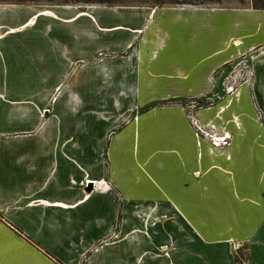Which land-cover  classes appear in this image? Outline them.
Listing matches in <instances>:
<instances>
[{"label":"crops","instance_id":"obj_1","mask_svg":"<svg viewBox=\"0 0 264 264\" xmlns=\"http://www.w3.org/2000/svg\"><path fill=\"white\" fill-rule=\"evenodd\" d=\"M73 8L0 4V264H264V61L229 100L209 81L264 44V9ZM63 88L137 96L73 136L41 100ZM211 94L219 149L173 104Z\"/></svg>","mask_w":264,"mask_h":264},{"label":"rangeland","instance_id":"obj_2","mask_svg":"<svg viewBox=\"0 0 264 264\" xmlns=\"http://www.w3.org/2000/svg\"><path fill=\"white\" fill-rule=\"evenodd\" d=\"M228 3L226 0H223L222 3L219 4H212V5H208V6H203V7H207V8H219L218 6H222V4ZM27 5H35V4H27ZM187 6V5H184ZM192 6V5H190ZM76 7L73 8V11H88L89 13L93 11V7H98L97 9H104V8H111L114 9L118 6H105V5H88V6H74ZM202 7V6H200ZM110 9V10H111ZM107 10V9H105ZM112 11V10H111ZM114 15L113 12L109 13L110 18H112ZM263 16V14L261 15ZM116 18V17H114ZM81 20H85V18L81 19ZM95 31H91L90 30V37L92 38H96L95 35ZM114 36H117L116 34H114ZM236 58V57H235ZM235 58H232L226 62H229ZM92 59L90 58V61ZM257 60H262L263 59H257ZM225 62V63H226ZM256 62V61H255ZM224 63V64H225ZM223 66V64L221 65ZM220 66V67H221ZM254 71H255V63H254ZM66 79V78H65ZM65 79H62V83L63 84L65 82ZM255 79V76H254ZM253 79V82H254ZM210 81V80H209ZM252 84L250 85H246L249 88H252ZM72 84V83H71ZM214 85V84H213ZM73 87V89H76L74 87V85H71ZM241 87V86H240ZM240 88H238L239 91ZM64 88L61 89L60 91H58L56 94H50L47 95V98L45 99V95H41V100L42 102L45 103V105L47 106V108H49L50 112H46L45 114L48 116H54L55 114V121H57V131L58 133L62 130V133H68L71 134L70 131L66 132V125H64V122L62 118H67V119H71L73 124L71 126V129L73 130V136H74V130L75 131H81L82 130V124H81V119L85 118L84 114L87 113V116L89 118H95V119H100L102 121L105 122L106 127L110 128L108 134L106 135V139L109 136L110 137V133L111 130L117 126L120 125V123H124L128 120V113L129 111L125 109L126 105L129 103V101L131 102L132 100L134 101V98L137 96L135 94H124V93H103V92H89V93H66L64 92ZM236 95V94H235ZM227 96V95H221V99L224 98L229 100L231 97L235 96ZM208 97V95H199V96H195V97H187L183 103L182 101H176L173 102V104L177 105L186 115L192 129L194 130V132L202 137L203 139L207 140L210 145L214 148H223L226 147L230 144V135H227L226 133H222L220 132L221 130H218L217 127H215L214 125H212L209 122H201L197 117H196V111L198 109H205V107L202 108H192L191 106H187L189 103V101L197 99V98H203V97ZM211 96H213V101L215 102L216 98V94H211ZM171 103V102H170ZM182 103V104H181ZM183 105V106H182ZM55 107V109H54ZM87 107V108H86ZM87 109V110H86ZM207 109V108H206ZM42 113V119H43V109L41 110ZM254 117L256 119V121H262L264 119V111L263 109L254 101ZM75 121V123H74ZM70 130V129H69ZM43 132V131H42ZM222 133V134H220ZM209 134L211 135H227L226 138V142L225 144H220L218 147L213 145L212 139L209 136ZM76 137V136H75ZM83 186H88L85 184ZM95 188V186L92 185V188ZM90 188V190L92 189ZM142 217V216H141ZM145 217V216H144ZM237 243L234 244V246ZM241 245V247L239 249H235L234 247V252L236 254H238V256L240 255L241 252L246 254V249H244L245 247H243V245L241 243H239ZM241 263L245 262V257L242 258V256H239ZM81 264V263H80Z\"/></svg>","mask_w":264,"mask_h":264},{"label":"built area","instance_id":"obj_3","mask_svg":"<svg viewBox=\"0 0 264 264\" xmlns=\"http://www.w3.org/2000/svg\"><path fill=\"white\" fill-rule=\"evenodd\" d=\"M257 59L264 60V44L253 47L247 52L238 55L235 59L226 62L223 66L218 67L211 73L209 80L212 84H215L216 79H219L222 93L227 96L235 95L240 86L252 84L255 76L254 63ZM203 98L207 102L205 106L198 105L202 98H194V100L187 103V106H191L192 108H209L214 104L213 96H204ZM209 136L212 139L213 145L216 147L220 144L227 143V135L225 134L219 136L209 134ZM88 183L93 185L96 181L85 180V184L88 185ZM234 247L235 249H239L241 245L237 243Z\"/></svg>","mask_w":264,"mask_h":264},{"label":"trees","instance_id":"obj_4","mask_svg":"<svg viewBox=\"0 0 264 264\" xmlns=\"http://www.w3.org/2000/svg\"><path fill=\"white\" fill-rule=\"evenodd\" d=\"M223 0H0V4H35V5H62V6H88V5H105V6H149V7H178L184 5L208 6L222 3ZM228 3L218 6L220 8H253L264 9V0H226ZM200 99L199 106H205L207 102ZM185 99L179 100L180 102ZM181 103V104H182ZM107 163L105 162V171ZM117 227V225H115ZM245 249V248H244ZM240 255L247 257V253L241 252ZM239 255V256H240ZM238 254L236 261L239 262ZM244 259V258H243ZM244 259V260H245ZM241 262V261H240ZM84 264V261L81 262Z\"/></svg>","mask_w":264,"mask_h":264}]
</instances>
